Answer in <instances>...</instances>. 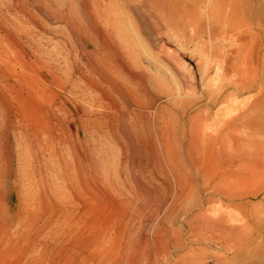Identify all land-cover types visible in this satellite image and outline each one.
<instances>
[{
  "label": "rangeland",
  "instance_id": "obj_1",
  "mask_svg": "<svg viewBox=\"0 0 264 264\" xmlns=\"http://www.w3.org/2000/svg\"><path fill=\"white\" fill-rule=\"evenodd\" d=\"M151 5L131 6L138 75L110 76L125 102L70 75L55 19L33 29L47 87L0 78L15 117L7 173L0 115V264H264V0Z\"/></svg>",
  "mask_w": 264,
  "mask_h": 264
},
{
  "label": "bare ground",
  "instance_id": "obj_2",
  "mask_svg": "<svg viewBox=\"0 0 264 264\" xmlns=\"http://www.w3.org/2000/svg\"><path fill=\"white\" fill-rule=\"evenodd\" d=\"M1 2H3V0ZM167 2H169V0H7L3 4V8H0V78L4 79L7 73L16 72V68L22 69V72L25 69H31L32 72L30 76H36L32 80H34L37 86H39V84H42L47 87L45 79L42 76L56 75L55 71L50 67V65H47L46 67L40 66L42 65L40 63L41 57L39 58V56H37L36 46H33L32 44V39L35 36L36 32L33 29H37V31L39 30L41 32H46V22L55 19L60 20L64 24V30L61 31V37L65 46V57L63 58L65 60L64 63L66 67L70 69V75L80 76L83 79V83L88 88L100 92L103 96H105V91L101 87L95 85L92 79L90 80L86 78V76H102L103 78L106 77V79L104 80V84H106V87L119 94L125 102L126 92L123 91L119 84H116L115 81H111L112 77L110 78V76H121L122 74H124L125 76L138 75L129 63L132 61V59L130 60V58L136 57L135 45L138 41L139 31L136 26V11L134 13V8L132 9L131 6H147L151 5L152 3H162V5H164ZM177 7V3L175 4V6L173 4L172 9ZM122 8H127L131 12L133 10L129 23L130 26L128 27L129 33L127 35H122L120 31H118V28L120 26L117 25V13L122 12ZM143 10L146 11L145 9ZM156 13L161 14V12ZM165 44L166 42L163 41L162 46H165ZM28 52H30V55L32 56V58L29 60H27ZM136 59L137 58L133 59L132 63H136ZM1 66L3 68H1ZM38 66L41 67L43 73L37 69ZM84 71L86 72V74ZM214 80H212L213 84ZM5 87L8 88L10 92L9 94H12L11 100L15 99L19 103L21 107L20 110L22 112L26 110H24L25 105H30L32 109H36L35 107L37 106L26 101L25 96H23L24 92H22V86L17 85L16 83L8 82ZM34 91L38 96L36 97V100L40 99V97H43L39 95L36 90ZM27 95L28 96L26 97L30 98L29 94ZM14 101H12V103ZM109 103L111 105L113 104L110 101ZM11 105L12 104L9 102V99H7V96L0 90V107L2 108V112L0 115L2 120L4 121L3 124H6V130L3 136L4 150L2 148L1 149L2 151H5L4 153H6L4 161L6 163L5 168H7V173H12L15 169L13 163V151L15 150V147H13V143L10 137V135H13L11 129L13 126L12 121L13 118L15 119V117L10 115V113L7 111ZM37 110L38 109H36V111ZM18 120L22 122L24 121V118H20ZM232 120V118H229L227 123H230ZM224 121H222L221 118L220 122H218L219 125L221 124L220 128L223 127ZM0 167H2V165ZM22 200L23 197H20L19 201ZM6 205L4 206L5 209L2 215L7 214L6 212L9 211V209L6 208Z\"/></svg>",
  "mask_w": 264,
  "mask_h": 264
}]
</instances>
